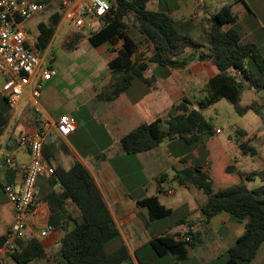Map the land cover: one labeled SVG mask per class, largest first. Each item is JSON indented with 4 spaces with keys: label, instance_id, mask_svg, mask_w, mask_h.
I'll list each match as a JSON object with an SVG mask.
<instances>
[{
    "label": "crops",
    "instance_id": "0c3cea01",
    "mask_svg": "<svg viewBox=\"0 0 264 264\" xmlns=\"http://www.w3.org/2000/svg\"><path fill=\"white\" fill-rule=\"evenodd\" d=\"M30 1L39 2L41 0ZM175 1L171 9L169 5H166L164 9H169L172 17L178 21L189 19L188 31L192 36H195V30H199V22L193 15L195 13L193 6L198 1L204 2L205 0H185L184 4L182 2L184 0ZM158 3L161 5L159 1ZM186 11H191V14L189 15ZM63 18L62 15L58 27L64 21ZM40 22L35 25L37 28L35 36L38 34ZM28 26L24 27L27 32H31V28ZM130 36L139 46L137 55L141 54L139 53L140 45L146 44L147 46L144 37L141 34ZM84 41L88 47H91L86 38ZM120 46L121 41L114 46L102 44L95 48L91 47L98 50L97 53L80 55L85 58L87 64H82L85 68L73 71V73L74 76L80 74L78 75L80 80L77 82L89 83L86 86H73L70 93L65 94L58 88L61 79L56 76L57 74L44 83L40 97L42 114L34 113L29 102L25 101L15 117L18 123L14 133L21 130H37L33 124L34 118L40 121L41 127L44 126L42 119L48 122V126L44 129V143L53 144L55 158L51 164L46 161L47 164L55 167L57 163H60L65 169H68L73 161H79L86 167L118 229L117 246L123 243L127 247L130 256L129 264H138L136 254L148 244L151 238L164 234L177 235L176 237L188 236L190 234L186 233L190 230L197 235L198 241L187 258L188 260H194V264H214L216 262L225 264L226 250L243 233V224L233 220L226 212L217 213L207 222L200 221L204 219L199 214L202 213L201 209L206 202V195L195 186L184 185L177 181L178 188L174 189L170 183H166L169 179L167 170L171 168L175 175L177 170L185 166H199L211 178L212 156L220 157L224 154L226 159L224 171L230 172L229 174L236 173L239 182L241 180L239 174L247 171L246 169L254 170L264 166L263 154L257 152L254 154L256 158L249 160L248 154H244L239 148V144L244 139L232 136L222 140L221 143L219 140H211L209 149L207 143L210 140L207 139L214 136L215 133L203 137L198 146L191 150H188L181 140L172 139L164 140L157 147L148 151L135 154L125 153L119 143L125 134L142 122H150L157 117L166 118L172 105L178 103L183 97L188 98L194 90L202 89L206 81L215 75L217 70L211 61H208L209 66L204 68L205 61L194 60L191 52H187V55L183 54L178 58V61L183 62V66L170 68L148 63V69L144 73L145 77L155 76L150 85L135 80L114 100L106 101L99 98L98 95L110 82L111 73L108 63L116 57ZM137 55L132 58L133 61L136 60ZM146 56L147 54L143 57ZM246 89L253 91L249 88ZM75 112L79 114L77 118L73 115ZM62 114L74 117L77 123L76 130L66 137H59L55 132V121ZM86 126H88L87 133L83 136L81 129L83 127L86 129ZM219 145L221 150H219ZM217 153L218 155H216ZM5 154H10L14 162L7 167L4 176L0 179V236H4L10 230L15 213L13 205L2 190V185L8 183L18 186L22 179L23 169L29 162L28 147L16 142L12 137L6 136L0 144V159ZM158 178L164 180L166 186L148 184L150 180L157 181ZM211 180L213 192L220 190L214 188L213 179L211 178ZM246 183L251 188L259 185L261 181L254 177L247 180ZM52 191L60 193L62 187L57 183L52 185L51 177L44 171L37 180L35 206L23 236L39 239L45 255L43 258L27 264H66L62 261L56 263L54 259L60 248V239L64 234V228L72 229L73 219H78L80 212L68 200L65 216H72V219L66 220L61 224V227L51 225L49 223L50 207L46 196ZM154 195L160 204L171 209L172 212L168 217L151 220L147 209L137 204L140 200ZM179 209H182V216L176 218L171 225L165 226V221ZM191 220L192 227H189L188 230L175 229L181 223ZM45 225H50L52 230L47 236L38 238L39 231ZM170 230H173L172 233ZM139 257L147 264H165L164 260H168L172 264L182 261L170 254L157 256L147 248L139 254ZM3 264L16 263L7 254ZM250 264H264V250L260 256L258 251Z\"/></svg>",
    "mask_w": 264,
    "mask_h": 264
},
{
    "label": "trees",
    "instance_id": "16d2710c",
    "mask_svg": "<svg viewBox=\"0 0 264 264\" xmlns=\"http://www.w3.org/2000/svg\"><path fill=\"white\" fill-rule=\"evenodd\" d=\"M48 0L39 2L46 11ZM151 0H113L109 1L110 9L102 20L99 29L87 36L91 47L102 44L116 45L121 41L117 55L109 63L111 79L98 97L106 101L114 100L120 93L127 90L135 80L150 85L155 78H146L144 73L148 63H155L161 67L183 66L178 58L186 51H191L194 60L211 61L217 72L209 78L202 87L204 96L191 107V101L183 97L172 105L166 118L157 117L150 122H142L135 129L125 134L119 141L121 149L127 154H135L151 150L164 140L179 139L183 145L191 150L198 146L203 137L210 136L213 128L205 120L202 110L218 102L227 100L239 114L252 110L260 118L258 133H264V102H252L241 107L240 101L244 89L249 88L255 93L264 90V56L253 41H242L239 33L232 29H224V25L236 21V15L231 6L226 5L211 14L207 19L201 41L206 43L207 50L202 49V42L195 40L188 31V20L174 19L169 9L150 10L147 4ZM162 3L163 0H158ZM244 2V0H243ZM247 9L249 6L244 2ZM54 5V4H53ZM64 3L55 6L51 14L38 24L36 45L46 48L64 13ZM135 18L132 26L144 37L150 53L137 55L138 44L128 34L129 14ZM83 34L72 31L66 36L64 47L66 50L77 48ZM137 55L136 60L132 58ZM250 60L252 67L246 65ZM6 102L5 98L3 97ZM7 104V102H6ZM9 108V106H8ZM10 110V109H9ZM4 115L0 113V134L7 128L12 117L11 110ZM33 124L40 131V121L34 118ZM12 129V128H11ZM14 132V130H12ZM244 154L254 155L255 146L247 141L239 144ZM43 154L48 163L55 158L53 144L43 143ZM50 176L51 183L62 187L60 193L50 192L46 199L50 207L49 223L54 227H61L72 216H65L66 202L69 200L80 212L78 219H73V228L65 229L60 239V248L56 254V261L66 264H121L130 261L125 244L121 243L111 251H107L105 244L119 237L118 229L110 215L106 203L98 187L86 169L79 161H73L68 169L60 163L53 167ZM257 171L240 173L241 180L216 192L212 190L211 178L199 166H185L175 172L177 182L190 184L206 195V202L202 207L204 219L209 221L219 212H226L233 220L243 224V233L226 250L225 264H250L256 257L260 246L264 242V176ZM254 176H260L261 183L249 187L246 183ZM139 206L145 207L151 220L164 219L171 214V209L160 204L157 197L150 196L140 200ZM186 234L190 241L181 236L164 234L153 237L148 244L157 256L170 254L178 260L187 259L198 238L191 230ZM5 235L0 236V246ZM45 255L41 242L37 238L17 237L15 248L10 253L16 264H27ZM138 264H147L136 254Z\"/></svg>",
    "mask_w": 264,
    "mask_h": 264
},
{
    "label": "built area",
    "instance_id": "2783aa9c",
    "mask_svg": "<svg viewBox=\"0 0 264 264\" xmlns=\"http://www.w3.org/2000/svg\"><path fill=\"white\" fill-rule=\"evenodd\" d=\"M64 21L73 25L74 31L81 34L94 32L100 28L103 18L110 9L108 0H65ZM45 4L30 0H0V91L5 98L13 118H15L25 101H28L33 112L41 115V89L44 83L51 80L56 71L51 68L55 54L49 46L41 48L36 45V38H32L23 26L35 15L42 12ZM40 131L21 130L14 133L11 125L0 134V144L3 139L12 137L18 143L24 144L29 150V162L23 169L22 179L18 186L4 183L2 190L8 201L14 207V220L10 230L5 234V240L0 246V264L7 254L15 248L17 237L23 236L29 217L35 206L37 195V180L45 171L49 176L54 173L53 167L47 164L43 154L45 127ZM74 117L62 114L55 121V132L59 137H66L76 130ZM214 132L221 133L220 128ZM14 162L10 154L0 159V179L7 167ZM52 230L45 225L38 233V238L48 235ZM190 241L188 236H181Z\"/></svg>",
    "mask_w": 264,
    "mask_h": 264
},
{
    "label": "rangeland",
    "instance_id": "374dc122",
    "mask_svg": "<svg viewBox=\"0 0 264 264\" xmlns=\"http://www.w3.org/2000/svg\"><path fill=\"white\" fill-rule=\"evenodd\" d=\"M65 0H48L47 9L42 14H37L28 21H25L23 26L31 28V32H28V34L32 38H36L35 34L37 32V28L35 27L36 23L42 20L46 19V14L49 15L54 11L55 6L57 7L59 4L63 5V2ZM113 1V0H108ZM175 0H163V3L159 5L157 0H151L147 4V8L150 10H157V9H164L166 8V5H169L170 9L172 8V5L175 4ZM183 4L186 3L185 0L182 1ZM181 2V3H182ZM244 2L247 3L250 10L247 9ZM205 0L204 2L198 1L193 6V10L195 13V17L197 18L199 22V30H195L194 34L195 36H192L195 40L201 41V36L204 28L207 26V19L208 17L219 11L222 7L226 5H230L232 12L236 15V21L233 23H228L224 25V29L232 28L236 30L242 41H253L257 44L258 49L260 53L264 56V0ZM54 4V5H53ZM188 12V11H186ZM188 14H191V11L188 12ZM129 26L127 29V32L130 35L134 34H141L139 33L133 26L132 22L135 18V15L133 13L129 14ZM32 26V27H31ZM74 30L73 25L69 21H63L60 26L55 31L50 43H49V50L55 54V59L51 63V68H53L56 71V76L60 77L61 82L59 85V90L65 94H69L70 90L73 86L81 85L86 86L89 83H79L77 80H80V77L78 75L74 76L73 71H80L81 69H84L85 67L82 66V64L86 63L84 57H80V55H86V54H95L98 52L95 49L88 47L86 42L84 41L85 38L89 35L88 33L83 34L82 40L80 41L79 45L76 49L72 50H66L64 47V41L66 39V36L69 34V32H72ZM198 35V36H197ZM142 42L140 41V44ZM202 49L207 50L206 43L202 42ZM150 48L146 46V44L140 45V52L144 55H149ZM186 51L184 55H187ZM138 54V55H141ZM87 64V63H86ZM246 65L248 67H252V63L250 60H246ZM204 68L209 66L208 61H205L203 63ZM2 85V80L0 79V88ZM84 96V95H83ZM204 96V93L202 92V89L198 91V89L194 90L192 93L189 94V97L191 100V107L196 106L197 100H199L201 97ZM252 99V100H251ZM254 99V101H253ZM256 102L258 104H261L264 102V90L260 93L256 94L253 91H249L248 89L244 90L241 96L240 105L241 107L244 105H247V103ZM10 108H8V105L4 101L1 91H0V113L6 114ZM10 112V110H9ZM202 114L212 127L220 128L222 131L221 133H215L214 136L209 137L207 140H210L207 143L208 148L211 147V140L216 141L219 140V142H223L225 139H227L229 136L241 138L244 139V141H247L251 146H255L256 148V154L257 152H261L262 158L264 160V135H261L257 132L258 127L260 125V118L258 115H256L252 110L246 111L244 114H239L232 104H230L225 99H220L218 102L210 105L208 108L202 110ZM73 115L77 118L78 113L75 112ZM9 125H11V130H15L17 127L18 121L11 117ZM88 126L83 127L81 129V135L85 136L87 133ZM253 135V136H252ZM252 136V137H251ZM250 137V138H249ZM248 138V139H247ZM263 138V139H262ZM247 139V140H246ZM223 140V141H222ZM242 141V140H241ZM253 141V142H252ZM219 150H221V146L219 145ZM218 155V153L216 154ZM248 159L252 160L253 158H256V155H250L248 154ZM225 156L216 157L212 156L211 161V178L214 182V188L215 189H221L227 186H230L232 184H235L238 182V175L236 173H226L224 171V165H225ZM248 160V161H249ZM255 160V159H254ZM247 171L243 173H250L257 171L259 172L261 176H264V166H262L259 169H246ZM167 174L169 179L166 181V183H170L174 189L177 190L178 184L176 182L173 175V170L169 168L167 170ZM173 176V177H172ZM260 180V176H254ZM172 178V179H170ZM166 183L164 180H160V178L157 179V181L150 180L149 185L159 184L166 186ZM170 199V198H169ZM202 217V213L199 214ZM179 216H182V209L177 210L172 217L167 219L165 221V226L171 225L176 218ZM199 221V220H198ZM192 220L186 221L185 223H181L177 228L179 231L188 230L189 227H192ZM173 230H170V232ZM169 232V233H170ZM172 233V232H171ZM186 236V235H183ZM119 238L112 239L108 241L105 244V248L107 251L113 250L115 247H117V242ZM145 248L151 250L149 245L143 246L140 251L138 252V255L141 254ZM264 250V242L259 248V256L262 254V251ZM226 257V255L224 256ZM130 262V261H129ZM127 261L125 264H129ZM194 260H182L177 261L176 264H194ZM165 264H172L168 260H164ZM214 264H217L214 263Z\"/></svg>",
    "mask_w": 264,
    "mask_h": 264
},
{
    "label": "water",
    "instance_id": "95a60500",
    "mask_svg": "<svg viewBox=\"0 0 264 264\" xmlns=\"http://www.w3.org/2000/svg\"><path fill=\"white\" fill-rule=\"evenodd\" d=\"M202 217H205L204 214L202 215Z\"/></svg>",
    "mask_w": 264,
    "mask_h": 264
}]
</instances>
